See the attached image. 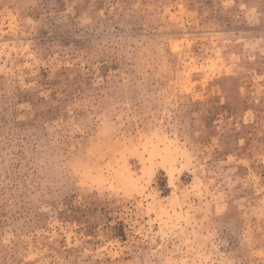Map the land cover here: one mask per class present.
Wrapping results in <instances>:
<instances>
[{"label":"rangeland","instance_id":"obj_1","mask_svg":"<svg viewBox=\"0 0 264 264\" xmlns=\"http://www.w3.org/2000/svg\"><path fill=\"white\" fill-rule=\"evenodd\" d=\"M0 264H264V0H0Z\"/></svg>","mask_w":264,"mask_h":264}]
</instances>
